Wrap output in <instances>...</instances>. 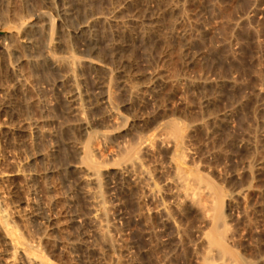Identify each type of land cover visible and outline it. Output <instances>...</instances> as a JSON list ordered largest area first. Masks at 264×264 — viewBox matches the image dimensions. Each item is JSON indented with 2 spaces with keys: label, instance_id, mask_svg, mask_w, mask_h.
<instances>
[{
  "label": "rangeland",
  "instance_id": "374dc122",
  "mask_svg": "<svg viewBox=\"0 0 264 264\" xmlns=\"http://www.w3.org/2000/svg\"><path fill=\"white\" fill-rule=\"evenodd\" d=\"M0 1V20H2L7 0ZM17 1V4L21 1L20 7L23 6L24 12L29 11V13L37 5L46 3L45 0ZM54 1H56L55 11L52 10L55 21L54 50L58 53L57 55L60 53L63 55L70 46L74 54L84 59L81 60L77 73L80 77L79 86L85 97L90 128L98 131L104 130L108 133L105 138L97 140L96 144L99 148V159L103 162V170L105 169L101 175L103 197H105L109 211L111 234L117 246L116 249L113 248L114 250L109 248L105 238L98 233L97 222L92 217L94 211L89 203L91 202L89 201L90 196L86 193L90 186L81 181L79 172L72 166L80 156V152L72 143L87 141L88 138L77 117L71 115V103L66 96L69 85H66L67 82L58 80L66 73L67 67L64 64L52 66L44 61H41L42 63L30 62L26 65L28 66L26 69L30 70L31 80L35 81L34 93L40 99L48 96L51 104L48 109L42 105L32 107L28 102L34 94L33 91L30 94L23 91L27 93L28 99L27 96H21L25 95L22 91V94L16 92L18 95L14 93L16 95H14L16 99L14 101L17 103V110L16 108L14 110L17 112L11 111L12 114L8 116V120L12 115L10 121L23 117L16 113L24 116L26 114L25 117L28 118L30 115L34 117V114H31L34 108L35 113L39 111L40 115L43 113L47 114L46 116L50 115V120H53L50 121L51 124L48 123L49 126L47 124L45 127L52 129L54 134L52 138L54 141V189L57 192L55 190L52 193L48 192L54 202L50 201L46 207L33 191L36 185L34 182H31V185L29 183L28 191L29 193L30 190L33 191L30 193L33 208L38 209L45 217H48L49 212L54 214V217L58 216L56 218L66 226V230L63 231L64 235L57 229L53 232L54 260L59 264H200L197 258L200 259L202 250L199 246L198 234L203 226V230H208L209 226L201 220L203 218L195 207L189 204L188 206L184 204L179 208L174 206L175 200L169 194L170 190L163 180L173 174L170 166L172 153L169 146L159 144L154 154L144 155L145 169H148L150 175L147 177L145 174L147 178L143 177L140 183L134 177L130 179L126 173L119 172L121 168L118 167L121 166L120 163L126 155L125 149L137 144L139 136L152 134L162 121V117L172 118L174 116V119L184 122L187 120L186 123L194 125L191 140L196 150L195 155L193 154L192 165H195L202 175L205 174L206 180L212 181L220 188L219 196L224 193L218 197L221 202H218L220 207L216 209L218 212L216 213L221 214L222 218L225 217L223 219L218 217L216 220L220 219L218 224L220 230L225 233L226 245L237 254L240 262L264 264V0ZM118 1H124L123 10H120L119 16L121 19L128 20L126 26H120L105 17L110 5ZM171 1L179 2L178 11L168 8L167 4ZM86 18L90 19V23L89 27L84 30L81 25L87 21ZM59 24L69 31L67 40L70 38V41L64 42L66 40L59 33ZM0 25V37H3L2 32L5 30L2 24ZM34 30L36 39L38 38L37 43L41 42L43 45L48 39L46 31L36 27ZM177 31L181 33L177 34ZM30 34L32 35L33 32ZM121 44H124V47H121ZM25 50L30 52L28 47H25ZM18 55L17 53L11 55L13 63L20 58H17ZM0 63V82H3L0 85L1 119L4 113L2 86L5 81L9 82L12 79V74L7 68H5L6 71L4 70L2 67L4 63L1 59ZM155 70L159 71L160 76L157 79H151L152 71ZM167 76L170 78L166 79ZM173 76L180 77L181 81L177 84L173 83ZM127 77H130L136 86L153 82H150V87L143 89L145 90L143 93L139 92L137 95L132 93ZM107 95L111 102L113 101L114 104H112H116L115 107L119 110L120 116L125 120L121 117L117 120V117L110 114L109 105L106 102ZM25 102L32 109L24 105ZM41 107H44L46 112L44 108L42 112ZM9 112L7 111L8 114ZM35 130L37 129L34 128L30 130L31 132L22 134V138L18 135H15L18 138L14 136L19 144L18 149L9 144V137L6 133L5 135L4 132L1 133L0 151L6 148L7 154L9 150L10 155L16 154L26 159L29 154L24 152L29 153L33 146L36 153L37 151L41 153L42 149L48 147L46 138H49L42 137L41 133L37 132L39 130ZM2 139L5 141L3 142ZM31 142L33 146L30 149ZM151 157L154 159L151 160ZM118 160L121 162L115 164L116 161L119 162ZM38 161L37 165L44 172L53 166L48 165L42 158ZM27 163V168H29L32 162ZM48 174L47 172L44 177L45 182H50L46 183L47 187L52 183L49 181L51 178ZM21 193H16V197L20 198ZM53 194H55L54 197ZM39 202L47 209L43 211L44 208ZM49 206L52 211L47 212L50 209ZM89 213L91 214L88 217ZM78 214L85 218L81 216L83 219L80 218V221L79 219L73 220L77 219L75 216ZM175 218L177 220H174ZM30 221L32 225L37 224L32 219ZM222 225L223 227L226 225L225 228H222Z\"/></svg>",
  "mask_w": 264,
  "mask_h": 264
},
{
  "label": "bare ground",
  "instance_id": "6f19581e",
  "mask_svg": "<svg viewBox=\"0 0 264 264\" xmlns=\"http://www.w3.org/2000/svg\"><path fill=\"white\" fill-rule=\"evenodd\" d=\"M45 1H46V3H44V4H46V5H44V4L43 5L42 4L41 5H37L36 7H34V10L32 12L29 13V11H25V12H28V13H25L24 10H23V6L20 7V5L22 4V3L20 4L21 1L19 2V4H17V2H18L17 0H7L6 1V11L3 14L2 20H0V24H2L3 29L5 30L4 32H2V34H3L2 36L3 37H0V59H1V62L3 61V63H4L5 67L2 66L4 68V70L6 71L5 68H7L12 74V79L9 82L5 81L6 83L4 82V85L2 86V90L4 92V95H2V98L4 96V98L2 99L3 102H4V104H3L4 113L2 114V118L0 119V134L4 132V135H5V133H6L7 137H9V139L7 138L9 141L8 140L7 141L15 149L19 145V144H17V141L15 140L16 139L15 137H17L15 135H18V136L21 137L22 134L24 135V133H26V132L30 131L31 129H34V128L39 130V131H37V130H35V131H37L38 134L40 132L42 137H48L50 139L49 140V139L46 138V140H47L46 142L48 143V145H47L48 147H45L44 150L42 149V152L40 151L41 153H38V151H37V153L35 152L36 149L32 145L33 142L30 143L31 146L27 145V146H30V149L33 146V149H31V150L29 149L30 150L29 153L28 152H24V153L29 154L27 159L24 158V156H17L16 154H14V155L11 154L10 155L9 154V152H10L9 150H8V154H7L6 148L5 149L3 148L4 150L0 151V264H59L56 260H54V252L55 251H54L53 232H54L55 229H57L58 232H62V233H63L64 230H66L65 229L66 226L64 224H62L58 218H56L58 216L54 217V214L49 212V211H52L51 208H50L51 206H49L50 209L47 211V212H49L48 217H45V216H43V214L38 209L33 208V205H32V201L33 200H31L32 196L30 197V195H31L30 193L35 191L36 194L39 196V199L42 201V203L45 206L46 205L48 206L50 201H51V203H52V201L54 202V200H52L51 196L49 197L50 194L48 192L51 191V193H52L55 190L54 189V171H55L54 169L55 168H54V165H53L54 164L53 163L54 162V143H53L54 141H52V138H53L54 134L51 131L52 129H49V128L46 129V127H45L51 121L50 118H49L50 115L46 116L47 114L45 115L44 113L43 114L45 116L43 114L40 115V114H38L39 113L38 110H37L38 113H35V110H36L35 108L37 106L39 107V105H42V106H44L45 108L48 109V106H50V104H51L50 103L51 100L49 99L48 96H44L45 98L40 99L34 93L35 89H36V87L34 85H36V84H34L35 83L34 80L33 81L31 80V75L29 74L30 70L26 69V68H28V66L26 67V65H28L30 62H34V63L37 62L38 63V62L44 61V62H47L48 64H50L52 66H61L62 64H64L67 67L66 73L63 74L62 76L59 75L60 79H58V80H60L62 82H67L66 85L67 84L69 85V87L67 86V88H69V89L67 91L66 90L65 91H66V96H67L69 102L71 103L70 104L71 105L70 106L71 107L70 111L72 113L71 115L72 116L75 115L77 117L78 121L80 122V124L82 126L83 131L85 130L84 132H86V135H87L86 138H88V140L86 139L87 141H79V142L72 143L73 145H75L77 150L80 152V156H79L77 161H74V163L73 164L71 163V164H72V166H74L73 168H75V170L79 172L78 174H80L81 181L84 182L85 184H88L90 186L87 189L86 193H87L88 196H90L89 197L90 198L89 201L91 200V202H89V203H91V205L90 204L89 205L91 207H93L94 213L93 212L92 213L94 214V216H92V217H94L93 220L95 219L96 220L95 222H97V225H98L97 230L99 231L98 233H100L105 238L106 243L109 246V248L114 250L117 247V246H115L116 244H115V241H114V239L112 237L113 235L111 234V232H112L111 231V226L112 225H110L111 223L109 221V217H110L109 216V211H108L106 202L104 200L105 197H103V193L104 192L102 190V177H101V175H102V173H103V171L105 169L103 170V165H102L103 162L100 161V159H99V148L97 147V144H96V143H98L97 140L105 138L106 136H108L107 135L108 133L106 131H104V130L103 131H98L97 129L93 130V129L90 128V122H89L88 117H87L88 113L86 114V110L87 109H86V106H85V100H84L85 97H84L83 92H82V90H81V88L79 86L80 77H79V75L77 73V72H79V71H77V69H78V67H79V65L81 63V60H84V59H80L79 55L77 56L76 54H74L72 52L73 49L70 50V48H69L70 46L67 48L66 54L64 53L65 55L64 54L61 55V53L59 55H57L58 53H56L55 50H54L55 49L54 48V27H55V21H54V16H53V12H52V10L55 11L54 7H56V6H54V4H55L56 1H54V0H45ZM140 1H143V2H145V1H147V2L148 1L149 2H152V1L155 2L156 1L157 2V1H160V0H140ZM109 4H110V2H109ZM123 5H124V1L123 2L122 1L121 2H119V1L118 2H114L113 4L110 5V7L108 9V14L105 17H107L109 21H112V22H115L117 24H120V26L121 25L122 26H126L128 20H126V18H124L125 20L121 19L120 16H119L120 10L123 8ZM167 6L172 11H174V10L178 11L179 2L171 1L170 3L167 4ZM73 13H74V11H73ZM79 13H81V12H79ZM178 15H179V13H178ZM79 16H81V15H79ZM95 17H98V16H95ZM155 17H157V16H155ZM84 18L85 17H83V19ZM76 20H77V18H76ZM89 23H90V19L89 20L87 19L86 22L82 23L81 28H83L85 30L86 28L89 27ZM79 26H80V24H79ZM34 27L39 28V29H44L46 31V33L48 35V37H47L48 39L46 40V42L43 45L41 44L40 41H38V42H40L39 43L40 46L37 43L36 40H38V38L36 39V36H35L36 33L34 34V31L36 32V29L34 30ZM65 28H68V27H65ZM31 30L33 32L32 35L30 34V33H32V32H30ZM59 30H60L59 33H61V35L63 36V39L66 40L64 42H67L70 39V38H68V40H67V37H69V35H68L69 31L65 30L64 27L61 24H59ZM178 33L180 34L181 32L177 31V34ZM34 36H35V38H34ZM41 41H42V39H41ZM62 42H63V40H62ZM66 44H65V46H67ZM25 47H28L30 49L29 53L27 52L28 50H25ZM121 47H124V44H121ZM119 49H121V50L123 49L124 50L125 48H119ZM13 53L19 54L17 58L20 57L18 59V61H16V60H15L16 62L14 61L15 63H13L11 61V57H12L11 55ZM119 57L120 56H118V58ZM82 58H84V57L82 56ZM17 62H19V63H17ZM97 62H98V60H97ZM3 63H2V65H3ZM0 65H1V63H0ZM49 69H50V67H49ZM0 70H1V68H0ZM169 70H171V69H169ZM163 71H164V69H163ZM152 72L153 73L150 76V77H152L151 79H157L160 76L159 71L155 70V71H152ZM173 72H175V71H173ZM34 74H36L35 71H34ZM122 74H124V73H122ZM163 74H164V72H163ZM168 75H169V73H168ZM4 77H6V76L4 75ZM32 77H33V75H32ZM167 77H166V79L170 78V77H168V78ZM173 77H172L173 80L170 79V81L172 80L173 83L176 82V84H177V82L179 83L181 81L180 77H176V76L174 78ZM6 78H8V77H6ZM32 79H34V77ZM135 79H136V77H135ZM146 80H145V82H146ZM36 81H37V79H36ZM80 81H83V80H80ZM128 81L130 82L129 84H131L132 93H135L137 95H138L139 92L143 93L145 91L143 89H147L148 87H150L151 86L150 82H153V81H150L149 83L148 82L147 83H142V84L140 83L141 85L136 86V84H133L134 81L132 82L130 77L128 78ZM112 82H111V84H112ZM37 83H38V81H37ZM2 84H3V82L0 85H2ZM63 84L64 83H62V85ZM64 86H65V84H64ZM21 91L22 92L25 91V92H27L29 94H30L31 91H33V93L35 94V96H34V94H33V96L31 95V97L29 98V102H28L29 104L32 105V107L33 106L35 107L34 108V112L31 113V114H34V117H32V115H30L31 117L29 116V118H28V117H25L26 114L24 116L22 114L16 113V115L18 114V115L23 116V117H18L17 116L18 118L14 117V118H17L16 121H10L12 119L13 115L11 116L10 120H8V116L10 114H12L11 111H13V112L15 111L14 109L16 108V104H17L16 101H14V99H15L14 98V95H15L14 93L21 92ZM22 92L20 94H22ZM52 92H53V90H52ZM26 94L25 95H21V96H24V97L27 96V99H28V95H26ZM16 95H18V94L16 93ZM108 96L109 95H107V97ZM110 96L112 97V94ZM106 102L109 105L108 108L110 109L109 110L110 114L113 115L115 118L117 117V120H118V118L121 117L120 116L121 114H120L119 110L115 107L116 104L113 105L114 103H113V101L111 102L110 97H108L106 99ZM26 103L27 102H25L24 105H26ZM44 107H41V110ZM45 108H44V111L46 112ZM16 110H17V108H16ZM7 111H10L9 114L7 113ZM15 112H17V111H15ZM42 112H43V110H42ZM67 116H68V114H67ZM122 118H124V117H121V119ZM124 120H125V118H124ZM186 121L184 122L183 120L174 119V116L172 118H169L168 116L166 118L162 117V121L160 122V124L158 125V127L156 128V130L152 134H149V135L147 134V136H139L140 139H139V141H137L138 143L136 142L137 144H134V146L127 147L126 149L123 148V146H122V148L126 150V155H125L124 160H123L122 163H120L121 160L120 161L118 160L119 162L116 161L117 163L115 162V164H118V163L121 164V166H118V167L121 168L120 169L121 171H119V172H124V174L126 173L127 176L128 175L130 176V179L132 177H134L136 179V181H138V183H140L139 181L143 177L147 178L148 177L147 175H150V173L147 171L148 169H145V165H144V161H143L144 155H146V154H149V155L150 154H154V150H155V148H157V145H159V144L160 145L161 144H165L167 147L169 146V148L171 149V153H172V155L171 154H169V155H171L170 166H171V169L173 171V174H172V176H168V177H166V179H163V180H165L167 188L170 190L169 194L175 200L174 206L176 208H179L180 206H182L184 204H187V206L189 204V205L195 207L196 209H198V211H199L198 213L201 214L200 215L201 218H203L201 220H204V222L207 223V225L209 226L208 230H203L204 229V226H203V228L199 231L200 232L198 234L199 246L201 247V250H202L201 252L202 253H200V255H201L200 259L197 258V260H199L200 264H242L243 261L240 262L239 261L240 258H238L237 254L226 245L225 233H224V231L220 230V227H219V224H218V221L220 219L218 221L216 220V218H218V217L222 218L221 214L220 215L217 214L218 212H217L216 209L218 207H220L219 203L221 202L220 200H218V197H221V195L224 194V193H222L219 196V194L221 193L220 188L217 187L216 184L212 183V181L210 182V181H208V179L206 180V178L204 177L205 174L202 175L199 172L198 168L195 165H192V162H194L193 161V154H194V152L196 150L195 147H194V143H192L193 140H191L192 139L191 135H192V131L194 129V125L192 123L188 124V123H186ZM74 122H75V120H74ZM74 122H73V124H74ZM124 123H125V121H124ZM121 125L122 124H120V126ZM48 126H49V124H48ZM30 134L32 135V133H30ZM35 135H37V134H35ZM41 135H39V136H41ZM250 135H249V137H250ZM23 138L25 139V137H23ZM41 140H42V138H41ZM4 141L5 140H3V142ZM49 141H50V145H49ZM67 142H69V141H67ZM124 144H125V142H124ZM98 146H100V145H98ZM197 147H198V145H197ZM28 148L26 150H28ZM120 148L121 147H119V149ZM17 149H18V147H17ZM22 151H24V150H22ZM123 152H124V150H123ZM157 153H159V152H157ZM155 154H156V152H155ZM39 158L40 159L42 158L44 161H46L48 163V165H50V164H51V166L53 165L52 168H50L48 171L44 172V170L37 165L38 162H39L38 161ZM153 159L154 158H152L151 160H153ZM27 160L31 161L32 164H34L32 169L30 168V167H32L31 163H30L31 165L29 166V168H27L28 167L27 166V164H28ZM194 160H195V158H194ZM156 163H158V162H156ZM150 164H152V163H150ZM211 167H212V165H211ZM73 168H72V170H73ZM56 169H58V168H56ZM116 170H118V169H116ZM63 171H64V168H63ZM47 172L49 173L48 176L50 175L49 177L51 178L49 181L52 182L48 187H47V185L50 182L48 183V182L44 181L45 180L44 177H45ZM150 172H151V169H150ZM144 175L147 176V177H145ZM162 177H163V175H162ZM164 178H165V176H164ZM125 179H127V178H125ZM136 181H134V183H136ZM31 182L32 183L34 182L36 185L34 186L35 189L33 191L30 190V193H29V191H28L29 188L28 187H29V183L31 185ZM149 182H151V181H149ZM149 182H146V183H149ZM155 182H156V180H155ZM46 183H48V184H46ZM62 185H63V183H62ZM157 187H159V186H157ZM148 188H150V186ZM30 189H33V188H30ZM55 191L57 192V190H55ZM18 192H22L20 198L16 197V195H15ZM240 193H242V192H240ZM33 194L35 195V193H33ZM52 196L54 197L55 194H53ZM55 198H56V200H58L57 197H55ZM229 198H230V196H229ZM61 200H62V202L64 201L63 199H61ZM40 202H39V204H40ZM70 202H71V200H70ZM42 203L40 205L44 208L45 206H43ZM163 205H164V203H163ZM165 205H167V204H165ZM183 208H184V206H183ZM46 209L44 208L42 210L44 211ZM58 211H60V209ZM72 213H73V210H72ZM90 214L91 213H89L88 217L90 216ZM83 215H85V214H83ZM216 215H218V216L216 217ZM81 216L82 215L78 214L77 216H75L77 219H75V218L74 219L71 218V219H73V220H78L79 219L78 221H80V218L81 219L85 218L83 216H82L83 217L82 218ZM86 217H87V215H86ZM30 219H32L34 222H36L37 223L36 225H38V227L35 224L32 225V221H30ZM89 220H90V218H89ZM174 220H177V219L175 218ZM199 222H200V219H199ZM201 222H203V221H201ZM65 224H66V222H65ZM223 224H226V223H223ZM225 226L223 227V225H222L221 227L225 228ZM67 229H69V228H67ZM196 229H198V228H196ZM64 234H65V232L63 233V235ZM232 234L234 235V233H232ZM87 235H89V234H87ZM232 238H234V236ZM84 239H86V238L84 237ZM230 240L232 241V239H230ZM76 241H78L77 237H76ZM100 241H102V240H100ZM63 243H65V242H63ZM66 244H64V245L66 246ZM97 247H99V246H97ZM100 250H98V251H100ZM108 251H109V249H108ZM194 251H195V249H194ZM116 255H117V253H116ZM110 256H111V254H110ZM58 259L59 258H57V260ZM105 262H107V261H105ZM244 262H246V261H244Z\"/></svg>",
  "mask_w": 264,
  "mask_h": 264
}]
</instances>
